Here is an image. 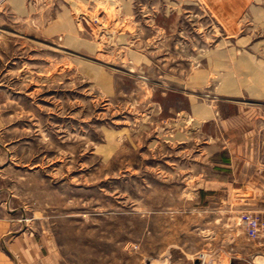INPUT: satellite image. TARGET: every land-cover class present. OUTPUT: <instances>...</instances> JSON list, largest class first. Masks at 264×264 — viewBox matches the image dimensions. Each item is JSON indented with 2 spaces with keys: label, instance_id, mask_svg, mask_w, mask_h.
<instances>
[{
  "label": "rangeland",
  "instance_id": "obj_1",
  "mask_svg": "<svg viewBox=\"0 0 264 264\" xmlns=\"http://www.w3.org/2000/svg\"><path fill=\"white\" fill-rule=\"evenodd\" d=\"M244 214L264 0H0V264H264Z\"/></svg>",
  "mask_w": 264,
  "mask_h": 264
},
{
  "label": "crops",
  "instance_id": "obj_2",
  "mask_svg": "<svg viewBox=\"0 0 264 264\" xmlns=\"http://www.w3.org/2000/svg\"><path fill=\"white\" fill-rule=\"evenodd\" d=\"M233 120V123L231 124L233 127L239 128L240 124H237L236 120H240V119H246V120H250L249 115L247 114H243V113H236L235 116L233 118H231ZM244 126V125H243ZM230 142L232 141V143H230L231 145H228L226 148H228V151H232L233 153H237V152H248L250 150V147L248 146V142L247 144L244 142H239L236 138H230L229 139Z\"/></svg>",
  "mask_w": 264,
  "mask_h": 264
},
{
  "label": "built area",
  "instance_id": "obj_3",
  "mask_svg": "<svg viewBox=\"0 0 264 264\" xmlns=\"http://www.w3.org/2000/svg\"><path fill=\"white\" fill-rule=\"evenodd\" d=\"M241 222L247 227L251 237H256L260 232L264 231V221L259 222L253 214H244L241 217Z\"/></svg>",
  "mask_w": 264,
  "mask_h": 264
},
{
  "label": "bare ground",
  "instance_id": "obj_4",
  "mask_svg": "<svg viewBox=\"0 0 264 264\" xmlns=\"http://www.w3.org/2000/svg\"><path fill=\"white\" fill-rule=\"evenodd\" d=\"M231 64V63H230ZM235 66V65H234ZM226 80H225V89H230L232 86H233V84H234V82H236L234 79H233V76H231L230 74L229 75H227L226 76V78H225ZM254 79H255V81H261L262 80V76H261V74H259V73H256L255 75H254ZM263 261V260H262Z\"/></svg>",
  "mask_w": 264,
  "mask_h": 264
}]
</instances>
